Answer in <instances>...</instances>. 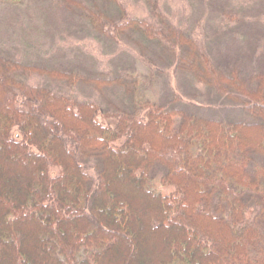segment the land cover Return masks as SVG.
I'll return each instance as SVG.
<instances>
[{
    "label": "trees",
    "instance_id": "16d2710c",
    "mask_svg": "<svg viewBox=\"0 0 264 264\" xmlns=\"http://www.w3.org/2000/svg\"><path fill=\"white\" fill-rule=\"evenodd\" d=\"M55 1L91 35L129 41L146 70L82 76L0 53V264H264V55L251 56L261 39L229 41L259 63L245 76L238 58L213 61L161 0H142L156 23L130 18L119 0ZM235 4L223 18L264 25L262 2ZM166 70L231 106L203 107L172 89L152 102L142 83ZM40 76L113 89L114 114L28 82ZM159 175L173 194L156 189Z\"/></svg>",
    "mask_w": 264,
    "mask_h": 264
},
{
    "label": "rangeland",
    "instance_id": "374dc122",
    "mask_svg": "<svg viewBox=\"0 0 264 264\" xmlns=\"http://www.w3.org/2000/svg\"><path fill=\"white\" fill-rule=\"evenodd\" d=\"M119 1L126 8L130 18L148 19L151 23H156L157 19L150 15L148 7L142 0ZM238 1L240 2V0H233L231 5H228L225 1L218 2V0H161L159 11L173 24L180 26L197 39L204 52L217 64L227 68L230 60L238 58L242 73L247 76L259 70V63L249 59L250 53L245 51L247 49L239 53L238 43L236 46L235 42L230 43L229 41L244 40L242 45L245 47L253 40L255 33L257 38L261 39V47L256 54L251 56L252 59H259L264 55V25L253 26L250 30L246 27L237 26L229 17L223 18L227 10H236L234 9L235 3ZM249 1H251V5L247 6L249 9L259 3L261 4V2L264 8V0H248V3ZM243 12L252 15L246 8ZM261 14L263 19L261 23H263L264 11ZM228 30L229 32H227ZM89 32L79 23L74 22L68 12L55 0H0V53L4 55H10L23 63L33 64L37 67L46 66L74 70L76 74L80 72L82 76L93 72V75L98 77L112 78L117 73L123 75L127 72L124 69H128L129 72L131 70L145 72L143 56L133 48L129 41L123 38L118 44H115L105 39L101 40ZM248 34L250 38L247 40L248 44H245V38ZM238 35L240 38H236ZM245 54L246 56H244ZM238 61L235 60L237 64ZM154 74L156 77L152 78L151 81L147 80L142 83L143 90L152 102L165 101L168 97L166 94L169 95L172 89L184 96L187 94L189 97H187V101L193 100L195 103L202 104L203 107L209 103L231 106L223 101H210L207 95L203 94L205 92H199L202 89L201 86L187 85L184 78L174 74L172 70H166L162 74L154 72ZM181 78L184 86L179 85ZM28 82L32 85L47 86L58 94L74 96L80 101L96 102L101 106L102 111L114 107L117 103L113 89L104 88L102 93H99L78 81L70 86L63 81L41 76L30 77ZM193 94L195 95L193 96ZM118 106L120 107V105ZM109 110L110 116L113 115L114 111ZM216 111L219 110L212 109V111L205 110L204 112L210 117L233 116L228 111ZM234 115L237 117L238 114L234 113ZM103 119L101 116L102 121ZM110 119L112 118L109 117L104 120L110 121ZM86 167L96 186L98 181L95 168L90 163L86 164ZM58 171V168L52 169V176ZM18 174L19 178L23 179L22 173ZM154 185L163 196L171 195L176 191L175 186L162 185L160 175L154 181ZM26 236L24 246L26 244L25 250L30 254L32 250H30L29 242L27 243L28 233ZM153 242L154 240L150 239L151 246L154 245ZM35 258L39 257L36 256Z\"/></svg>",
    "mask_w": 264,
    "mask_h": 264
}]
</instances>
